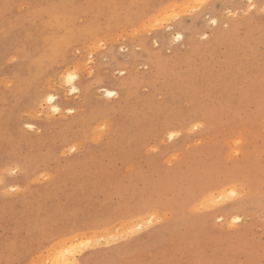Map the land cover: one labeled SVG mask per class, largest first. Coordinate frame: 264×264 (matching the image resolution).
I'll use <instances>...</instances> for the list:
<instances>
[{"label":"rangeland","instance_id":"rangeland-1","mask_svg":"<svg viewBox=\"0 0 264 264\" xmlns=\"http://www.w3.org/2000/svg\"><path fill=\"white\" fill-rule=\"evenodd\" d=\"M195 3L0 0V264L264 260V12Z\"/></svg>","mask_w":264,"mask_h":264},{"label":"bare ground","instance_id":"bare-ground-1","mask_svg":"<svg viewBox=\"0 0 264 264\" xmlns=\"http://www.w3.org/2000/svg\"><path fill=\"white\" fill-rule=\"evenodd\" d=\"M252 4H257V6H261V4H262V0H256V2L255 3H252ZM172 7V6H171ZM248 8H249V6H248ZM169 9V8H168ZM213 18V17H212ZM152 20V19H151ZM167 20V19H166ZM169 20V19H168ZM215 20H217L218 21V23L217 24H215V25H217V26H219V20L218 19H215ZM146 23V22H145ZM239 24H242V23H239ZM238 27V23L237 24H235L234 25V28H237ZM149 31V30H148ZM177 35H180L181 37H183V33H181V32H178V33H176L175 35H174V38L177 36ZM176 40V39H175ZM9 60V59H8ZM142 79L144 80V78L142 77V78H140V81H142ZM133 81V80H132ZM134 82H136V80L134 81ZM131 82H130V80L129 81H123V82H121L120 83V88L122 89V88H125V87H127L129 84H130ZM103 91H104V95L106 96V97H108V98H110V97H114V95H117V90L116 89H109V88H104L103 87V89H102ZM114 93V95H109V93ZM45 95V94H44ZM49 96H52V97H54V99H52L51 101H49L48 100V97ZM43 98V97H42ZM41 99V98H40ZM43 101H44V105H45V103L47 104V105H49V107H48V109L50 108L51 110H53L54 111V109H58V111H56V112H60L61 111V107H60V104L58 103V97L55 95V94H46L45 96H44V99H43ZM40 102V101H39ZM43 105V106H44ZM73 108H70L69 110L71 111ZM62 113V112H61ZM197 126V125H196ZM171 131V130H170ZM176 131H178V130H176ZM170 136H171V134H170ZM173 137V136H172ZM73 146V145H72ZM75 147V146H74ZM75 149V148H74ZM242 165V164H241ZM210 166H211V164H210ZM209 166V167H210ZM238 167V166H237ZM14 170V169H13ZM15 173V172H14ZM192 178V177H191ZM231 179L232 178H228V179H226V180H224L225 182H229V181H231ZM190 181V180H189ZM178 182V181H177ZM182 182V181H181ZM195 182V181H194ZM211 183V182H210ZM219 183V182H218ZM183 184H185V183H183ZM194 184V183H193ZM214 184V183H213ZM15 186V185H14ZM192 186V185H191ZM206 186V185H205ZM178 187V186H177ZM183 187H185L184 185H183ZM215 187V185H210V189H213ZM223 187H225V186H223ZM171 188V187H170ZM181 188V187H180ZM220 188V187H219ZM173 189V188H172ZM176 189V188H175ZM196 189V188H195ZM195 189H193V191L195 190ZM209 189V190H210ZM215 189V188H214ZM227 189V188H226ZM189 190V189H188ZM190 190H191V188H190ZM208 190V189H207ZM185 191H187L186 189H185ZM196 191V190H195ZM231 194H233V193H235V194H237L238 192H239V190H237L236 188H234V189H231ZM188 192V191H187ZM208 192V191H207ZM210 192V191H209ZM198 193V192H197ZM187 194V193H186ZM193 194H195V193H193ZM160 196V195H159ZM194 195H192V197H193ZM196 196V195H195ZM195 196H194V198H195ZM208 196V195H207ZM189 196H187V197H185L186 199L188 198ZM221 197H222V195H221ZM157 198H159V197H157ZM215 197L214 196H211L208 200H209V202H207L205 205H210V202H211V200H213ZM241 198V197H240ZM239 197H238V199H240ZM218 199H220L219 197H218ZM217 199V200H218ZM163 200V199H162ZM191 200V199H190ZM216 200V201H217ZM246 200V199H245ZM245 200H240L239 202H235L234 204V206H232V208H233V210L234 211H236V210H238V209H242V208H244L246 205H247V202H245ZM231 206V205H230ZM216 207V206H215ZM243 210V209H242ZM228 211H230V210H228ZM232 211V210H231ZM228 213V212H227ZM223 214H224V212H223ZM144 215V214H143ZM222 215V214H221ZM223 216V215H222ZM233 218L236 220V221H239L240 219H241V217L239 216V215H235V216H233ZM224 220V219H223ZM215 222V221H214ZM116 223V222H115ZM75 233V232H74ZM115 233V232H114ZM76 234V233H75ZM75 234H72V235H75ZM71 235V236H72ZM67 237V236H66ZM70 237V236H69ZM80 237V236H79ZM76 238H78V235H76V236H74L72 239H76ZM60 239H62V238H60ZM65 239V238H64ZM84 239V238H83ZM122 239V238H121ZM59 240V239H58ZM67 243V242H66ZM111 243V242H110ZM87 248V247H86ZM70 249H72V248H70ZM67 255V254H66ZM75 262V264H82V262H80L79 260H78V258L76 257V255H74L73 257H71V258H63L62 256H57V257H55L54 259H52V261H51V264H70V262Z\"/></svg>","mask_w":264,"mask_h":264},{"label":"snow or ice","instance_id":"snow-or-ice-1","mask_svg":"<svg viewBox=\"0 0 264 264\" xmlns=\"http://www.w3.org/2000/svg\"><path fill=\"white\" fill-rule=\"evenodd\" d=\"M190 7H191V13H198V12H200L202 9H206V8L211 7V5L209 4V0H196L195 5H192V6H190ZM256 7H257V5L252 4V3H251V0H249V11H251L252 9H255ZM260 7H261V11L264 12V0H262V4H261ZM191 13H189V14H191ZM229 15H231V12L229 13ZM156 23L159 24V20H157ZM210 23L213 24V25H215V24L218 23V21L215 20V19H213V20L210 21ZM227 26H228V25L225 24V27H227ZM146 27H147V26H146ZM175 39L179 41V40L182 39V37H181L180 35H177V36L175 37ZM205 39H206V37H205ZM100 46L102 47V46H103V43H101ZM74 79H76V77H75L74 75H72L71 73H69L68 76H67V80H68V82L71 83ZM72 91L75 92L76 89H75V88H72ZM109 95H110V96H111V95H114V93H111V92H110ZM52 99H54V97H52V96H49V97H48V100H49V101H51ZM54 111H58V109H54ZM198 126H199V125H197V127H198ZM28 127H31V125L29 124ZM175 135H177V133L173 132V133L171 134V136H169V139H171L172 136H175ZM72 151H75V149L73 148ZM233 195H235V193H233ZM133 232H135V230H133ZM75 247H83V246H82V245H78V246H75ZM69 251H72L73 254H75V250H74V248H73V249H69ZM70 264H75V262H74V261H73V262H70ZM261 264H264V260L261 261Z\"/></svg>","mask_w":264,"mask_h":264}]
</instances>
